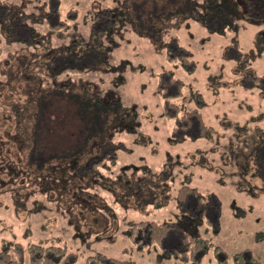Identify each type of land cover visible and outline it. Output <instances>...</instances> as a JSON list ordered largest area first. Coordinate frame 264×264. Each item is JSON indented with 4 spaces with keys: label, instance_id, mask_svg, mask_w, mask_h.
<instances>
[{
    "label": "rangeland",
    "instance_id": "1",
    "mask_svg": "<svg viewBox=\"0 0 264 264\" xmlns=\"http://www.w3.org/2000/svg\"><path fill=\"white\" fill-rule=\"evenodd\" d=\"M129 1L1 0L6 5L17 6L26 13H32L34 17L48 12L40 22H31L37 30L46 34L45 44L48 50L39 44L40 47H32L16 40L9 42L0 34V250L10 240L24 244L54 242L63 243L75 252L79 264H86V257L97 252L122 260L132 258L139 264H163L167 261L165 258L159 260L156 258L159 242L146 245L135 236L137 228L143 227L145 218L159 221L167 211L163 210L164 214L161 215V211L151 209L150 215L147 213L146 216L149 207L138 210L127 207V202L120 200L121 198L125 200L122 193H125L126 183L123 180L119 182L116 180L109 185L107 181L116 178L121 164L127 162L138 164L146 159L148 164L157 167L159 159L165 157L166 150L173 154L179 149L182 156L185 153L190 155L192 152V143L182 142L176 145L167 140L171 133L172 119L162 115L163 98L158 93L160 87L162 88L158 80L165 70L162 67L166 64L172 68L165 60L166 50L157 49L151 40L138 33V31L143 33L142 29L133 27L132 19L126 18L122 24L119 26L117 24V29L113 27L110 34L103 32L100 38L101 44L106 45L105 51L108 50L110 64L122 66L128 59L133 63L134 68L127 70L126 65L122 72L124 81L113 85L118 79L117 75L105 71V64L100 65L101 69H90L87 65L94 62L100 53L96 49L103 50L92 36L97 30H104L105 20L96 18L98 12L110 9L108 12L110 14L115 6L128 12L132 11L128 7ZM54 7L58 10V16L53 12L49 13ZM147 7H151V4L147 3ZM171 20L173 21L170 22V19L166 21L167 25L162 29L163 40H170L168 38L170 34H174L179 28L184 29L185 21L181 20L179 27L174 28L172 22L176 21L174 18ZM199 25L195 22L190 24L189 30L179 29L176 32L179 45L188 50L195 64L191 70L174 69V75L181 79L178 86L180 85L182 97L190 94L191 87L193 90L201 91L206 100L211 96L209 104L204 109L201 108L204 112V122L208 120L206 111L210 108V115L213 112V117L217 113L220 115L223 113L227 115L228 120L239 119L238 121H242L245 127L264 128V81L261 83L262 86H258L256 78H252L253 84L250 80L246 81V85L240 84L235 74L240 60L233 56L237 49L247 52L250 56V68L248 66L249 69L241 68V73L246 75L251 73L250 76L261 75L264 80V42L258 37L264 23L247 24L237 33L229 29H226L225 33L214 32ZM25 36L23 32L15 34L19 39ZM87 40L92 52L84 54L80 59H66L62 61V66L50 72L41 66L42 60L35 54L41 51L49 53L51 50L57 52L61 48L59 51L63 52V48L72 46L75 48L77 43L82 44ZM233 45L235 50L230 49ZM259 45L263 47L258 52ZM243 52L242 55L245 54ZM66 53H69V50ZM175 54L176 58H170L167 54L168 58L173 59L171 60L173 68L179 58L185 60L183 53ZM22 58L23 63L20 62ZM34 60L40 62L35 65L32 62ZM26 61L28 64L24 66ZM53 71H56V74L52 75ZM215 73L219 74L217 77L223 79L224 83L225 78L227 82L226 86L218 87L219 91L212 93L208 79L210 74ZM247 76L244 79L248 80ZM86 87L87 92L84 90ZM110 88L114 90L112 95L120 96L123 104L128 107L135 106L136 119L140 122L136 132L143 134V137L137 135L140 137L137 138L140 143L135 141L133 132L121 130L117 125L114 127L113 122L117 123L119 120L114 112L111 111L103 120V114L91 102L98 92L99 96H102ZM175 90V85H171L170 91L178 93ZM83 91L91 100L81 96L79 101L74 97ZM40 101L42 108L38 105ZM172 102L178 104L176 109L179 110V98H172ZM184 102L188 103V100ZM76 110H82L84 114L78 112V116ZM89 114L92 115L90 123L87 122ZM213 117L211 120L221 128L220 123L222 124L223 119L216 120V117ZM83 125L87 130H90V126L94 129V126L99 128L101 125L103 128L101 135L96 136L101 143L107 137L108 140L113 138L112 144L120 147L116 150L115 164L104 155L112 152L109 147L103 148L101 159H96L93 138L87 141L89 148L86 152L76 153L82 145L80 142L73 147L76 143V133ZM93 129L91 131L96 132V129ZM233 130L231 126L229 131ZM51 142L54 144L53 150H56L54 152L58 153L54 157H50V152H46L49 149L45 150L44 144ZM222 142L221 140L220 143ZM62 149H68L67 153L70 152L71 156L65 155ZM73 156L76 158L75 163L67 161ZM18 158L21 162L17 161ZM15 171L17 175H14ZM72 172L75 175L72 176ZM194 173L196 175L192 178L191 184L197 186L203 193L210 190L218 195L221 208L219 225L215 222V217L212 218L215 227L219 228L218 232L208 231L204 234L199 230L204 238L219 245L221 250L215 249L212 245L205 250L202 249L198 264H219L224 255L227 257L226 264H230L232 254L245 247H247L245 250H253V254H263L264 175L260 174V179L246 177L252 185L261 188L259 196L252 198L236 190L235 180H232L235 178L220 177L216 170L211 171L200 166L195 168ZM130 174L131 171L128 170L124 180ZM134 176H142V171H137ZM95 178L98 179L97 182L94 181ZM222 180L224 181L221 182ZM60 183H63V189ZM53 184V191H49L47 186L51 187ZM175 185L176 183L173 184L174 187ZM75 186L83 188L78 195L89 199L92 211L81 207L78 202L75 204L77 199L68 196L72 195L71 190ZM109 186L115 189V193L108 189ZM65 198H70L68 201L70 203L65 201ZM232 203L238 205L239 211L245 212L243 218L234 217ZM103 229L106 231L100 233ZM89 230L92 232L87 236ZM258 233L263 235L262 240H257ZM99 236L101 237L98 238ZM168 261L175 263L176 259L171 256Z\"/></svg>",
    "mask_w": 264,
    "mask_h": 264
},
{
    "label": "flooded vegetation",
    "instance_id": "2",
    "mask_svg": "<svg viewBox=\"0 0 264 264\" xmlns=\"http://www.w3.org/2000/svg\"><path fill=\"white\" fill-rule=\"evenodd\" d=\"M151 1L152 0H149V2L147 0H130L128 7H130L132 11L128 12L119 6H115V8L113 7L111 9V16L113 19L115 18L118 20L119 25L124 22L123 19H132V26L135 28L140 27V29H142L143 33L138 31L141 36H145L151 40L157 49L166 50L165 55H163L165 56V60L172 65V68L167 67L166 64L164 67H162L165 70L162 71L159 78L160 80H158L159 85L162 86V88L160 87L158 93L160 94L161 98H163L162 115L172 119L171 133L167 140H169L170 143L176 145L182 142L192 143V152H190V155L185 153L182 156V154L179 153V149H176L175 153L173 154L169 150H166L165 157L161 160L159 159L160 162L157 167L148 164L147 160L144 158H142L144 160L138 164L135 162L121 164L120 172L116 174V178H112V180L107 181L109 182V185L114 183L116 180L118 182L119 180H123L126 183L125 193H122V196L125 200H122V198L120 200L122 202L126 201L128 203H126L127 207H132L136 210L149 207L150 212L149 209L146 210V213L144 212L146 216L147 213L150 215L151 209L155 211H161V215L164 214L162 213L164 212L163 210H166V215H163L164 217H161L159 222H173L177 225V228L171 229L170 232L158 244L159 252L157 253L156 258L159 260L163 258H170L171 256L175 257L176 255L173 253V251L180 248L177 246H182L183 240H198L203 235L200 233V231L206 234L208 231L215 233L219 230L218 226L215 227V222H217L219 225V215L221 210L219 200L220 197L210 190L203 193L201 189L191 184L192 178L196 175L194 173L196 167H206L211 171L216 170L220 174V177L235 178L232 180H235L234 184L236 185V190L243 192L252 198L259 196L261 188L256 185H252L247 181L246 177L249 176L251 179H260V174L264 175V128L261 126L252 128H250V126L245 127L242 121H238L239 119L228 120L226 117L227 115L223 113L221 115L217 113L215 118L213 117V112L210 115V108H207L206 111L208 120L204 122V112L203 110L201 111V108L204 109L205 106L209 104L211 96H207L208 98L206 100V97L202 95L201 91L198 89L193 90L194 88L191 87L189 88L190 94L186 97H182L179 87L180 85L178 86V81H181V79L174 75V69L181 68L183 70H191L195 65L189 55L188 50L182 45H179L177 41L176 32L182 28H179L174 34H170L168 37L170 40H163L162 35L164 33H162V29L166 27V21L170 19L171 22L173 21L171 19L174 18L176 22H172L173 27H179L181 20H183L185 23L183 27L184 29L182 30L185 31L189 30L190 24L196 22L200 24L199 26L214 32L225 33L226 29H229L237 33L240 28L247 24L260 25L264 23V0ZM0 3L3 2L0 0ZM147 3H150L151 7L148 8ZM134 18L136 21H134ZM118 26L116 25L115 28L117 29ZM111 30L112 28L110 31ZM258 37H261L260 39H263L261 41L264 42V27L259 30ZM88 42L89 40L84 41L82 44L76 42L78 45H80V50L82 51L83 55L87 53L86 48L90 46ZM233 43L235 44V42ZM101 47L103 50L96 49L99 50L100 53L95 57L94 62H89L87 65L90 69H101L100 65L105 64V71L116 73V77L118 78L116 79L118 81L116 80L113 82V85H117L119 82L121 83L124 81L122 72L126 68L125 66L128 65L127 70H131L134 68V65L129 59L127 60V63L123 64L122 66L110 64L107 57L108 50L105 51L106 45ZM234 47L235 46L233 45L230 47V49L235 50ZM262 47L263 45H259L257 48L258 52L259 50H262ZM175 50L178 51L175 52ZM241 52L243 51L237 49L235 51L236 54L233 55L236 57V59L240 60L236 66L235 74L240 84L246 85V81L249 80L250 83L253 84L254 81L251 78L252 75L250 76L251 73L247 74L248 76L245 73H241V68H250L249 54L247 52H243L245 54L242 55ZM175 53H183V55L188 54L189 60L186 61L185 55V60L184 58H181L182 60L179 58L178 63H175L173 68V63L171 61L173 59L170 58H176L177 56ZM167 54L170 56V58H168ZM237 67L239 68L237 69ZM141 69H144L143 65L141 66ZM245 71L248 70L245 69ZM217 75L219 74L215 73L209 75L208 84H211L210 88L212 89V91L211 89L209 91L212 93L219 91L220 88L218 89V87L226 86L225 83L227 82V79L225 78L224 83V80L220 77H217ZM246 76L249 77L248 80L246 78L244 79ZM254 76L255 77L253 78L257 79L256 83H258V86H262L261 83L264 81L263 77L256 74ZM171 85H175V92L178 93L175 94L170 91ZM92 86L96 87L95 84H92ZM84 90L87 92V87L84 88ZM85 91L80 92V94H76L74 97H77L80 101L81 96H84L83 93L86 94ZM112 91L114 90L111 88L107 89L105 94L102 96H99L98 92L95 97H93L94 99H92L94 101L93 103L98 108L102 107V103L108 104L109 110H107L108 114L106 113L107 117L110 115L111 111L114 112L117 117H119L117 123L116 121L113 122L114 127L117 125V127H119L121 130L133 132L136 137L135 141L140 143V141H138L140 137L137 135H142L143 137V134L136 132L137 125H139L140 122L136 119L137 112L135 110V106H126L121 101L120 96L112 95ZM172 98H179V110L176 109L178 104L176 102H172ZM88 99L90 100V97ZM186 100H188V103L184 102ZM76 112L84 114L82 110H76ZM79 113L77 114L78 116ZM91 116L90 114L88 115V123H90V119H92ZM212 117L216 120L218 118L220 120L223 119L222 124L220 123V125H222L221 128H219L218 125L214 123V120H211ZM108 119L109 118H107V120ZM109 122L110 121L108 120V123ZM231 126L234 128L233 131H229ZM217 127L219 128L218 130ZM92 129L93 128L90 126V130H87L83 125L81 129L77 130L76 143L73 147H76L77 144L79 145L80 142H82V145L81 148L79 147V149L76 150V153L86 152L89 148L87 141L93 138L95 141L94 153L96 159H101L103 148L109 147L112 152L110 154L105 153L104 155L107 156L110 162L115 164L117 160L116 150H119L120 147L112 144V137L109 138V140L107 137L105 141L101 143V141L96 137L101 135V131L103 130L101 125L99 128L94 126L96 132H92ZM89 132H92V134ZM221 140L223 141L222 143H220ZM50 141L52 140H48V142ZM44 145H46L45 150L49 149V151L46 152H50V157L58 155L57 152H54L56 150H53V142L48 144L45 143ZM67 150L68 149H62L65 155L71 156V153H67ZM91 153L92 152H90V154ZM75 159L76 158L73 156L67 161L70 160L75 163ZM17 161L21 162L19 158ZM205 163H207V165ZM128 170L131 171V174L128 175V177L124 180ZM139 170L142 171V176H138V178L135 177L134 174ZM14 173V175H17V171ZM71 175L73 176L75 173L72 172ZM97 180V178L94 179L95 182H97ZM223 181L224 180L221 182ZM174 183H176L175 187L173 186ZM62 184L63 183H60V186L63 189L64 187ZM49 187L50 186L48 185L47 189L49 191H53L54 184L51 185L50 188ZM82 189L83 188L78 186H75V188L72 187L71 193H73L72 195L69 194L68 196H73L71 198L77 199L74 202L75 204L78 202L81 204V207L90 209L92 211V204H89V199L82 198L78 195ZM108 189L115 193V189H112L110 186ZM214 195H216V197ZM70 200V198H65V201L67 202ZM129 203H131V206H129ZM142 204H144V206ZM238 208V205L232 203V214L234 217L243 218L245 212L243 210L239 211ZM214 217L216 219L215 222L212 219ZM144 220L146 221L155 219L145 218ZM137 229V234H135L136 239L142 241L141 235L139 233L140 228L138 227ZM105 231V229L100 230V233ZM91 232L92 231L88 232L87 236L90 235ZM100 237L101 236L98 238ZM262 238L263 235L258 233L257 240H262ZM246 248L247 247L241 249V251L245 256H247V258L250 259L251 254H253V250H245Z\"/></svg>",
    "mask_w": 264,
    "mask_h": 264
},
{
    "label": "trees",
    "instance_id": "3",
    "mask_svg": "<svg viewBox=\"0 0 264 264\" xmlns=\"http://www.w3.org/2000/svg\"><path fill=\"white\" fill-rule=\"evenodd\" d=\"M58 8V5H57ZM57 8L53 10H49L53 12L55 16H58ZM110 9H104L103 11L98 12L96 18L104 19V30H97L92 36L96 38L94 41H97L98 45H101V35L103 32L105 34H110V29L115 27L119 22L117 19H113L111 13L108 12ZM48 12L41 14L39 17H34L32 13H26L19 9L17 6L6 5L4 3H0V34L4 35V39L7 41H20L22 44L26 46L32 47H40L45 46V50H48V46L46 43V34L44 35L39 30L35 28V26L31 22H40L42 17H46ZM51 25V24H50ZM57 24H52V26ZM17 32H23L26 34L25 38L19 39L15 37ZM92 37V38H93ZM40 46H39V45ZM90 45V44H89ZM78 46V47H77ZM76 48L72 46L71 48H63V52L59 51L54 52L55 50H51L49 53L47 51H41L35 53L42 60L41 66L46 68L47 72L52 71L53 69H58L59 66H62V61L66 59H75V58H83L82 51L80 50V45L77 44ZM83 46V45H82ZM104 46V45H101ZM73 48V49H72ZM91 46L86 48V52L89 53ZM69 50V53H66ZM72 51V52H71ZM47 53V54H46ZM86 53V54H87ZM186 55V54H185ZM189 55H186V61L189 60ZM35 57V56H34ZM85 59V58H84ZM23 61V58L20 59V62ZM77 61V60H76ZM33 64L36 65L40 60L32 61ZM27 61L23 64L26 66ZM21 65V64H20ZM25 68V67H24ZM249 71V70H248ZM56 74V71L52 72ZM255 76H251L253 78ZM84 97L89 98L85 93ZM42 98H40L41 100ZM94 99V98H93ZM91 100V99H90ZM91 102H94L91 100ZM42 102L40 101L38 105L42 108ZM102 107L98 108L101 110L103 114V120L107 117L106 113L109 110L108 104L102 103ZM176 107V106H174ZM177 108V107H176ZM41 110V109H40ZM201 121V120H200ZM203 124V123H202ZM201 197V195H200ZM202 199V198H201ZM140 228V227H139ZM177 228V225L173 222H159L156 220H143V227L140 228L141 239L145 240L146 244H150L153 242L160 243L161 240L170 232L171 229ZM182 240V239H181ZM213 246L217 250H221L219 245L214 244L208 238H204L202 236L198 240H183L182 246L173 251L176 255L174 260L176 262H169L168 258L163 264H198L199 255L202 253V249H207L209 246ZM221 252V251H220ZM220 262V263H219ZM219 264H226L227 257H223V260H219ZM0 264H79L77 262V254L69 249L65 244L59 243H38V242H27L26 244L10 240L8 244H6L0 250ZM86 264H139L135 259H119L113 256H107L101 252H97L96 254L89 255L86 257ZM230 264H264V253L260 254H251L250 259L247 258L243 254L241 250L236 251L231 256Z\"/></svg>",
    "mask_w": 264,
    "mask_h": 264
}]
</instances>
